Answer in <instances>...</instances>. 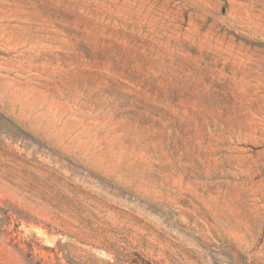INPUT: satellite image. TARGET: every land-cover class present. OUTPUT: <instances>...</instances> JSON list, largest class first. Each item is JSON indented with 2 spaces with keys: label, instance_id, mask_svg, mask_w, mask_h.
Instances as JSON below:
<instances>
[{
  "label": "rangeland",
  "instance_id": "1",
  "mask_svg": "<svg viewBox=\"0 0 264 264\" xmlns=\"http://www.w3.org/2000/svg\"><path fill=\"white\" fill-rule=\"evenodd\" d=\"M3 202L0 264H264V0H0Z\"/></svg>",
  "mask_w": 264,
  "mask_h": 264
},
{
  "label": "trees",
  "instance_id": "2",
  "mask_svg": "<svg viewBox=\"0 0 264 264\" xmlns=\"http://www.w3.org/2000/svg\"><path fill=\"white\" fill-rule=\"evenodd\" d=\"M13 221L18 223L21 221V218L10 209V204H8V202H3V204H0V229L10 225ZM30 250H32V248H30ZM17 251L23 254V250L17 249ZM25 255H31V253ZM25 257H27L26 259L29 258L28 256Z\"/></svg>",
  "mask_w": 264,
  "mask_h": 264
}]
</instances>
